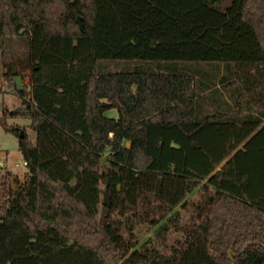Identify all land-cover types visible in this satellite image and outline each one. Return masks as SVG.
Wrapping results in <instances>:
<instances>
[{"label":"trees","instance_id":"trees-1","mask_svg":"<svg viewBox=\"0 0 264 264\" xmlns=\"http://www.w3.org/2000/svg\"><path fill=\"white\" fill-rule=\"evenodd\" d=\"M26 44L23 89L5 76L23 111L0 126L33 206L6 199L0 235L59 261L264 264V0H0L3 66ZM23 116L33 141L6 122ZM138 226L156 228L139 246Z\"/></svg>","mask_w":264,"mask_h":264},{"label":"rangeland","instance_id":"rangeland-1","mask_svg":"<svg viewBox=\"0 0 264 264\" xmlns=\"http://www.w3.org/2000/svg\"><path fill=\"white\" fill-rule=\"evenodd\" d=\"M80 22L82 23L81 19ZM77 24V23H76ZM78 25V24H77ZM28 45L24 47L22 55L16 58L15 65L12 67H4L0 59V116L4 110L7 111H23L21 99L19 95L8 86V74L11 77L13 74L23 76V83L26 84L27 76L29 75V63H28V51L26 50ZM123 63H114L107 66L111 70H119L124 68ZM195 65V64H193ZM21 71L26 75L20 74ZM224 72L223 69L219 71V74ZM227 96V94H224ZM108 116H116V110L112 109L106 112ZM6 122L8 125L14 124L24 130L30 140H34L35 133L29 127L30 120L28 117H7ZM22 155L18 150V138L12 133L5 132L0 126V163L3 167L0 168V177L6 178V184H2L0 180V205L4 201L7 209L15 213L22 211L21 202L25 200V204L28 207L33 206V194H34V175L31 167L22 165ZM17 164L18 166H16ZM104 188V186L102 187ZM104 190V189H103ZM199 198L197 191L194 190L188 195V203L196 201ZM183 215L181 218V225L188 221L189 210L181 211ZM156 228H148L147 226H138L134 231V235L137 238V246L148 238L154 237V231ZM18 227H10L5 233L0 235V264H92L91 260L84 259L83 262L75 260L59 261L51 260L46 257H34L27 245V233L17 232ZM2 230L0 229V232ZM181 231L172 232L168 235L167 244L170 245L175 239L181 238ZM17 239V237H19ZM136 246V247H137ZM232 253L229 254L231 256ZM109 264H112L107 257Z\"/></svg>","mask_w":264,"mask_h":264},{"label":"water","instance_id":"water-1","mask_svg":"<svg viewBox=\"0 0 264 264\" xmlns=\"http://www.w3.org/2000/svg\"><path fill=\"white\" fill-rule=\"evenodd\" d=\"M76 23L78 24L79 28L82 30L83 25L80 22V17L76 18ZM13 83L16 86L17 90H22L23 89V83H22V77L20 75H13L12 76ZM19 137H22V131L19 132ZM102 202L105 206L109 207L110 206V201H109V195H108V185H105L104 190H103V199ZM246 243L244 247L247 245ZM243 247V248H244ZM231 258V256H229Z\"/></svg>","mask_w":264,"mask_h":264},{"label":"crops","instance_id":"crops-1","mask_svg":"<svg viewBox=\"0 0 264 264\" xmlns=\"http://www.w3.org/2000/svg\"><path fill=\"white\" fill-rule=\"evenodd\" d=\"M25 46H26V45H25ZM26 50L28 51V48H27ZM15 63H16V59H15L13 65H15ZM28 63H29V59H28ZM9 68H10V67H9ZM28 73H29V72H28ZM20 74L26 75V71H25V72L21 71ZM26 81H27V79H26ZM22 83H23V82H22ZM224 99L229 103V105H231V104H230L231 101H230V98H229V97L224 96ZM233 108H234V107H233ZM242 112H243V113H249L250 111L246 110V107H245V109H242ZM252 113H253V112H252ZM253 114H254V113H253ZM105 115H106V113H105ZM112 117H113V116H112ZM114 117H116V116H114ZM263 122H264V120H263ZM124 144H127V143L124 142Z\"/></svg>","mask_w":264,"mask_h":264},{"label":"built area","instance_id":"built-area-1","mask_svg":"<svg viewBox=\"0 0 264 264\" xmlns=\"http://www.w3.org/2000/svg\"><path fill=\"white\" fill-rule=\"evenodd\" d=\"M4 165V164H3ZM2 163H0V168L3 167ZM16 166H18L17 164H15ZM22 165L23 166H27V161L26 160H23L22 161Z\"/></svg>","mask_w":264,"mask_h":264}]
</instances>
